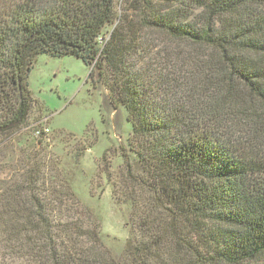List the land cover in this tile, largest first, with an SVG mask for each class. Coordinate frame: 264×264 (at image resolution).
<instances>
[{
    "label": "trees",
    "instance_id": "1",
    "mask_svg": "<svg viewBox=\"0 0 264 264\" xmlns=\"http://www.w3.org/2000/svg\"><path fill=\"white\" fill-rule=\"evenodd\" d=\"M114 3L0 0V137L26 127L40 151L50 142L34 135L48 121L27 123L39 56L93 67L89 78L132 125L135 160L123 150L124 182L112 191L136 227L125 257L105 251L99 224L52 215L78 197L50 185L47 162L24 149L23 173L0 180V264H264V0ZM161 37L177 47L136 71L131 59Z\"/></svg>",
    "mask_w": 264,
    "mask_h": 264
},
{
    "label": "rangeland",
    "instance_id": "2",
    "mask_svg": "<svg viewBox=\"0 0 264 264\" xmlns=\"http://www.w3.org/2000/svg\"><path fill=\"white\" fill-rule=\"evenodd\" d=\"M114 10H124L123 0H116ZM197 14L195 12L194 16ZM112 28L107 26L103 29L98 45L102 46L105 38L108 39ZM159 41L150 54L144 52L143 56L131 59L135 61L136 71L146 68L151 58L158 62V53L163 58V50L167 46L177 47L175 43L165 44L168 42L166 37H161ZM142 42L143 48L144 40ZM181 49L185 54L189 52L188 47ZM175 54L178 56L176 50ZM164 67L163 61L160 69L164 70ZM92 70L93 67H87L75 57H38L29 77V89L36 103L32 105L27 123L48 121L50 142L40 151L26 127L13 138L0 137L3 141L0 145V180L14 183L12 180L23 173L26 165L21 162L24 160V149L39 154L38 158L47 162V177H57L56 184L50 185L64 188L71 185V190L78 197L64 198L61 206L59 202L55 203L57 208L52 215L79 224L83 222L81 225L87 228L96 224L98 227L99 224L105 251L122 260L130 231L136 227L130 216L131 209L117 205L112 199V191L114 186L117 188L124 182L118 176L125 167L123 150L129 152L132 161L135 160L129 147L132 125L127 110L112 103L108 90L98 82V75L89 78ZM104 167L108 168L109 174H105ZM107 175L112 177L111 182ZM65 180H68L67 183Z\"/></svg>",
    "mask_w": 264,
    "mask_h": 264
},
{
    "label": "built area",
    "instance_id": "3",
    "mask_svg": "<svg viewBox=\"0 0 264 264\" xmlns=\"http://www.w3.org/2000/svg\"><path fill=\"white\" fill-rule=\"evenodd\" d=\"M49 134H50V129L46 125L35 129V132H34V135L38 139H40L42 137H49Z\"/></svg>",
    "mask_w": 264,
    "mask_h": 264
}]
</instances>
